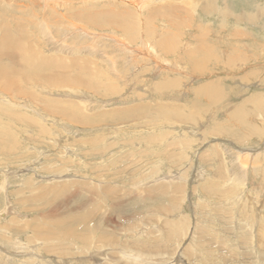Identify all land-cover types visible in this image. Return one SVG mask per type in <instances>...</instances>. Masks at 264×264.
Masks as SVG:
<instances>
[{"label": "rangeland", "instance_id": "rangeland-1", "mask_svg": "<svg viewBox=\"0 0 264 264\" xmlns=\"http://www.w3.org/2000/svg\"><path fill=\"white\" fill-rule=\"evenodd\" d=\"M0 33L92 81L3 62L0 264H264V0H0Z\"/></svg>", "mask_w": 264, "mask_h": 264}, {"label": "bare ground", "instance_id": "bare-ground-1", "mask_svg": "<svg viewBox=\"0 0 264 264\" xmlns=\"http://www.w3.org/2000/svg\"><path fill=\"white\" fill-rule=\"evenodd\" d=\"M123 29L124 30L126 29V25L125 26L123 25ZM31 41L32 40L25 35H19L18 37H15L12 35V38L10 40L9 34L0 33V61H2L1 62L2 65L0 67V93L3 94V96L4 95L10 96L11 98H13L12 100H15L18 97H24L26 94V93H22L23 89L20 88L21 85H19L18 81H16L15 73L9 69V66H6L3 64L4 61L9 62V59L12 60L15 64L19 65V68L21 69V74H19V76L23 75L22 73H25L26 75L22 77L25 78L28 83L30 82V84L32 82H35V84L44 83V85H48V84H51L52 81H55V84H58L57 82H59V80L62 79L63 84L66 86H70V81H73L78 84L84 82L85 86L87 87L92 85L91 79L88 77L85 78V76L90 75V74L84 68H81L82 74L72 73V75L70 76V74H67L64 71V69H58L52 63V60L50 57H46L47 59H45L44 61H40L38 62V64H34L35 59L41 58V56L39 55H42V54L39 52L36 53V51L34 50L35 46L33 47L34 40L32 42ZM43 57L45 58V56ZM41 65H44L43 71L41 72L36 71V68ZM64 73L69 76H66ZM3 78L8 79V81L2 80ZM97 78L100 79L99 77ZM27 82L25 83L27 84ZM53 104H56V103H50L48 105H53ZM50 108L43 106L44 110H48ZM132 120H135V119H132ZM22 122L25 123L24 119H22ZM83 187H87L88 192L93 193L92 190L94 189H92L91 187L84 186V185ZM111 190L112 188L105 187V188H102L101 191H102V194L109 195ZM92 213H93V210L90 209L89 211H85L82 214L75 215L73 219L71 220L81 221L82 224L80 225L82 226V230H86L88 228V221L92 217ZM262 264H263V260H262Z\"/></svg>", "mask_w": 264, "mask_h": 264}]
</instances>
